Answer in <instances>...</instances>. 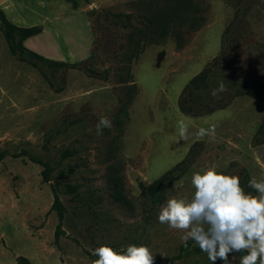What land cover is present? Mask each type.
Listing matches in <instances>:
<instances>
[{"label":"rangeland","instance_id":"374dc122","mask_svg":"<svg viewBox=\"0 0 264 264\" xmlns=\"http://www.w3.org/2000/svg\"><path fill=\"white\" fill-rule=\"evenodd\" d=\"M27 1L35 9L29 26L42 28L29 44L46 58L81 67L28 65L27 73H14L19 60L0 30V153H6L0 179L15 189L18 207L36 213L50 206L42 235L36 225L3 226L12 236L11 251L21 252L17 261L94 264L96 247L122 251L134 244L146 246L153 262L174 257L165 263L210 264L194 242L181 252L185 230L170 229L157 215L170 198L191 199L196 171L215 168L240 180L245 174L264 180V95L235 96L225 108L202 116L182 112L179 100L207 67L211 79H264V0ZM167 9L182 12V23L167 18L169 32L158 38L148 21ZM116 13L131 14L128 25ZM100 117L111 127L97 135ZM209 126L214 135H196ZM33 157L50 163V181ZM184 159L185 172L167 187L163 202L153 205L143 195L146 187ZM28 179L41 180L43 193L21 192L31 187ZM55 195L65 206L59 236ZM37 242L44 255L32 258L39 253ZM243 254H230L233 264Z\"/></svg>","mask_w":264,"mask_h":264},{"label":"clouds","instance_id":"9594fccd","mask_svg":"<svg viewBox=\"0 0 264 264\" xmlns=\"http://www.w3.org/2000/svg\"><path fill=\"white\" fill-rule=\"evenodd\" d=\"M225 91L218 83L211 95ZM111 127V121L100 117L95 125L97 135L104 128ZM183 136L186 129H179ZM197 136L214 135V126L200 128ZM191 185L195 189L190 200L170 198L158 212L157 220L170 229L185 230L181 239H191L201 252L206 253L210 264L217 260L221 264H264V180L249 179L247 186L258 195L246 193L240 179L235 175L219 173L215 168L193 172ZM97 257L94 264H153V255L144 245L130 244L122 251L108 245L93 250Z\"/></svg>","mask_w":264,"mask_h":264},{"label":"trees","instance_id":"16d2710c","mask_svg":"<svg viewBox=\"0 0 264 264\" xmlns=\"http://www.w3.org/2000/svg\"><path fill=\"white\" fill-rule=\"evenodd\" d=\"M182 12L180 11H172L168 10L165 14L158 20H150L148 21L150 25L155 26L154 33L158 38L165 37L168 34V27L166 19L168 18L170 21H176L182 23ZM115 17L120 18V21L124 24H127L129 21L131 14H127L124 16L126 18V23L124 22L123 14L116 13ZM119 22V21H118ZM194 22V20H193ZM0 23L1 30L4 33L8 46L10 48L11 53L16 56V58L22 62H27L35 67H50L52 69H56L59 67H67V68H78L81 67L80 63L77 62H66L53 60L44 57L36 51L29 49L25 44L24 40L34 36L42 31L40 26H30V27H22L13 23L5 11L0 7ZM195 24V23H194ZM128 25V24H127ZM194 25H192V28ZM151 43H156L157 39L151 38ZM211 69L209 67L203 69L199 74L194 76L191 81L186 85L184 92L182 93L179 100V107L182 112L193 115V116H202L219 109L225 108L232 100L233 97L242 95L245 93H250L254 95H264V79H253V80H236L231 82V80L222 81L223 78L216 77L211 79ZM211 79V81H209ZM225 83V91L217 93L216 96H212L211 90L216 88L218 83ZM227 95V100L225 101V97ZM193 149V147H192ZM6 153H0V159L4 158ZM19 155V154H17ZM16 155V156H17ZM32 160L36 162H40L44 165V178L46 181H50L49 173L52 170V167L49 162H44L38 157H33ZM187 163V160L184 159L182 162L177 164L175 167L171 168L167 172H165L161 177L154 180L150 185H148L143 192L145 198L147 197L153 205L156 203L163 202L165 198V191L167 187H169L174 180L179 178L186 169L183 168V165ZM248 175H244V177L240 180L241 187L244 189L246 193H255V190L248 187L249 181ZM117 198L119 200L123 199V195L118 192ZM52 208L57 211L59 217V223L56 229V235L59 236L63 229H61L62 222L64 219L65 206L62 200L58 195H55L54 203ZM193 244L192 240H188L187 243L181 246V252L188 251ZM198 249L199 247L196 246ZM182 254V253H180ZM179 254V255H180ZM174 257L165 259V261H172ZM20 260H24L27 264L28 259L20 257L18 264H20ZM165 261L159 260L154 261L153 264H166ZM22 264V262H21Z\"/></svg>","mask_w":264,"mask_h":264},{"label":"crops","instance_id":"0c3cea01","mask_svg":"<svg viewBox=\"0 0 264 264\" xmlns=\"http://www.w3.org/2000/svg\"><path fill=\"white\" fill-rule=\"evenodd\" d=\"M44 5L45 4H40L39 2L37 4L38 7H41ZM0 7L5 11L6 15L13 23H15L18 26H22V27H30L29 25L31 24H29V22L27 21H28V18L30 17L29 15L35 12V9L32 7V5L27 0H17V1L16 0H0ZM46 14L47 15L45 16V18L47 20L51 19L50 14L48 12ZM0 30H1V23H0ZM39 34L40 33L25 39L24 44L29 49L33 51L35 50L38 51L37 50L38 47L34 45H30L29 42L35 36H39ZM3 43L5 44V42ZM14 65L16 66L14 73H21L20 71L27 73L28 69L26 68V66L28 67V65L30 66L31 64L27 62H22L19 60L17 62H14ZM8 182L9 181L7 179H4V180L0 179V252H1L0 255L4 254L6 258L11 257L10 258L11 262L5 259H0V264H11L12 262H13L12 264H18L17 258L21 255V252H19L18 250L11 251L10 240H12V236H7V233L4 231L3 226L4 225L9 226V227L14 226L16 229H31L32 227H35L36 225L37 227H40L37 230L38 235L39 234L42 235L43 229H44L43 220L45 218V215L49 212L50 206L47 207L46 210L38 211L36 213H33V212L30 213L28 210H24L23 208H21V206L18 207L19 203L15 201L14 199L16 196L15 189L10 188ZM27 182L31 183L29 184L31 187L30 188L26 187L25 189L21 190V192L23 193L30 192L32 196L33 195L39 196L41 192L43 193V190H41L43 187L41 180L28 179ZM11 185L12 184L10 183V186ZM25 186H28V184ZM47 193L49 194V192ZM4 196L7 198V200L5 201L3 200ZM22 196L24 195L22 194ZM3 210H5L6 213L3 214L2 213ZM36 244H37L36 249L39 253L31 254V256L33 255L32 258L36 256L42 257L44 255L43 243L37 242ZM28 258H30V256H28Z\"/></svg>","mask_w":264,"mask_h":264}]
</instances>
